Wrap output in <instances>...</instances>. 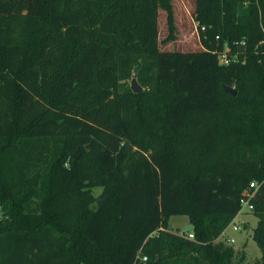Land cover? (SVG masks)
<instances>
[{
  "label": "trees",
  "instance_id": "obj_1",
  "mask_svg": "<svg viewBox=\"0 0 264 264\" xmlns=\"http://www.w3.org/2000/svg\"><path fill=\"white\" fill-rule=\"evenodd\" d=\"M159 8L172 42L170 0H0V264H240L251 193L264 264V0H196L195 52L158 48Z\"/></svg>",
  "mask_w": 264,
  "mask_h": 264
},
{
  "label": "rangeland",
  "instance_id": "obj_2",
  "mask_svg": "<svg viewBox=\"0 0 264 264\" xmlns=\"http://www.w3.org/2000/svg\"><path fill=\"white\" fill-rule=\"evenodd\" d=\"M195 2L196 0H170L172 7V13L174 17L175 31L173 34V42L166 44V39L168 37V27L166 22V12L159 8L158 15V48L161 51H180V52H190V51H201L202 46L199 42L198 34L193 23V17L195 12ZM129 88L131 80L126 83ZM169 97L162 96V98L152 99L148 96L141 98H132L134 103H154L159 104L161 101H167ZM81 102H85L86 99L79 98ZM86 150L90 146L85 147ZM101 190V187H93L89 190L92 196H97ZM96 207V203L91 204V209ZM0 206V216L1 214ZM258 218L254 215L253 210L246 211L242 210L238 213L235 221L241 223L242 229L240 231H233L228 228L226 234L233 237L235 241L232 244L225 242L224 238H218V241L223 242L225 245H231L235 251H242L245 255V259L240 264H253L256 260L260 259L261 252L257 247L255 241L252 239L253 229L257 224ZM190 224L188 216L175 215L171 216L169 219L168 229L174 233L182 234L184 231V226ZM192 225V224H190ZM81 264H86L81 262Z\"/></svg>",
  "mask_w": 264,
  "mask_h": 264
},
{
  "label": "built area",
  "instance_id": "obj_3",
  "mask_svg": "<svg viewBox=\"0 0 264 264\" xmlns=\"http://www.w3.org/2000/svg\"><path fill=\"white\" fill-rule=\"evenodd\" d=\"M193 23H194L195 29L197 31L198 23H195L194 21H193ZM203 29L204 28H202V30ZM233 45L240 48V47L244 46V42H237V43H234ZM231 53H232V51H231L230 47L227 44H225L223 46L222 51L217 53L218 63L220 65H228L231 60H232V62L238 61L239 51L237 50V48L234 51L233 55H231V59H230L228 57V55H230ZM256 187H257L256 182L252 181L249 183V189L256 188ZM252 195H253V193L247 194V196H245L241 199V207H240L239 212H241L242 210L250 211L253 209V206L250 203V198ZM238 213H237V215H238ZM237 215L227 225V227L224 228V230L222 231V233L219 236V238H224L225 242H227L228 244H232L235 241V239L226 234L227 229L231 228L233 231H240L242 229L241 223H239L238 221H235ZM184 234L187 238H190V239L194 238L193 233L190 230H187ZM138 257L141 261L146 260V256H138Z\"/></svg>",
  "mask_w": 264,
  "mask_h": 264
},
{
  "label": "water",
  "instance_id": "obj_4",
  "mask_svg": "<svg viewBox=\"0 0 264 264\" xmlns=\"http://www.w3.org/2000/svg\"><path fill=\"white\" fill-rule=\"evenodd\" d=\"M131 76L132 77H131L130 89H131V91L133 93L136 94V93L140 92L142 88L137 83V80H136V71L135 70L133 71V73H132ZM222 88H223V90H224L225 93L231 95L232 97H236L237 91L234 88L228 87V86H222ZM184 230H190V231H192L193 230V225H190V224L186 225L184 227Z\"/></svg>",
  "mask_w": 264,
  "mask_h": 264
},
{
  "label": "crops",
  "instance_id": "obj_5",
  "mask_svg": "<svg viewBox=\"0 0 264 264\" xmlns=\"http://www.w3.org/2000/svg\"><path fill=\"white\" fill-rule=\"evenodd\" d=\"M158 15H159V11H158ZM158 35H159V31H158ZM172 42H173V41H172ZM172 42H170V43H172ZM166 44H169V42H168V43H166ZM187 225H188V224H187ZM185 226H186V225H185ZM185 226H184V227H185Z\"/></svg>",
  "mask_w": 264,
  "mask_h": 264
}]
</instances>
